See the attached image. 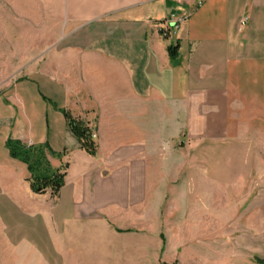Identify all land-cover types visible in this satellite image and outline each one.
<instances>
[{"label":"crops","instance_id":"crops-1","mask_svg":"<svg viewBox=\"0 0 264 264\" xmlns=\"http://www.w3.org/2000/svg\"><path fill=\"white\" fill-rule=\"evenodd\" d=\"M26 17L39 57L8 85L10 22ZM0 65L7 245L43 264H233V223L260 245L264 0H0ZM64 110L95 132L94 155ZM8 138L65 151L56 197L31 190Z\"/></svg>","mask_w":264,"mask_h":264},{"label":"rangeland","instance_id":"rangeland-1","mask_svg":"<svg viewBox=\"0 0 264 264\" xmlns=\"http://www.w3.org/2000/svg\"><path fill=\"white\" fill-rule=\"evenodd\" d=\"M26 17L22 23H18L17 18H13V21L10 22V44L13 46L8 49V80L6 83L11 84L14 79L23 76L25 71H31L33 67V62L38 60L39 54L38 49L26 46L32 43V23ZM20 19V18H18ZM31 19V18H30ZM20 22V21H19ZM19 29V31H17ZM47 29L43 24L41 25V39L48 38L49 32L45 31ZM48 48L40 49V58L48 55ZM1 66V65H0ZM39 65L37 64V67ZM42 66V65H41ZM3 68L5 65L3 64ZM4 82V83H5ZM1 91V84H0ZM252 178H256L254 175ZM225 179V177H223ZM234 232L232 234V238L227 239L228 242L232 243L233 247V264H255L254 258L255 256H259L260 258H264V234L259 241L260 245H254L255 239L252 240L251 237L248 239H244L241 234V225L233 223ZM170 243H172V239H168ZM201 243L203 246L204 240L198 241L195 243ZM218 243H221L224 247V239H218ZM23 253V255L18 253ZM201 264H209V260L207 255H202ZM0 264H43L40 261L39 257L33 256L27 249L17 250L16 248L7 245L4 240H2V236L0 233ZM158 264H179L176 262L165 263L159 262ZM184 264H187L186 262ZM190 264V263H189Z\"/></svg>","mask_w":264,"mask_h":264},{"label":"trees","instance_id":"trees-1","mask_svg":"<svg viewBox=\"0 0 264 264\" xmlns=\"http://www.w3.org/2000/svg\"><path fill=\"white\" fill-rule=\"evenodd\" d=\"M168 53L174 58L177 53V45L168 46ZM67 129L76 138L78 146L88 154L96 153V143L92 138L91 127L85 120L71 115L64 110ZM6 148L9 155L23 162L29 172L28 182L31 190L36 194H44L47 191L56 197L60 188L64 184L67 163H62L59 167L52 166L50 158L62 159L64 152L53 151L47 143L45 144H25L18 139L8 138ZM257 264H264V258L256 257Z\"/></svg>","mask_w":264,"mask_h":264},{"label":"built area","instance_id":"built-area-1","mask_svg":"<svg viewBox=\"0 0 264 264\" xmlns=\"http://www.w3.org/2000/svg\"><path fill=\"white\" fill-rule=\"evenodd\" d=\"M174 2L179 3L181 0H173ZM185 20V17L183 15H176V16H172L168 19V26L166 28H162L160 30V33L163 37L167 38L171 35H175L179 25ZM246 20V18L244 19ZM92 129V128H91ZM92 134V138L94 139L96 134L95 132L92 130L91 131Z\"/></svg>","mask_w":264,"mask_h":264}]
</instances>
